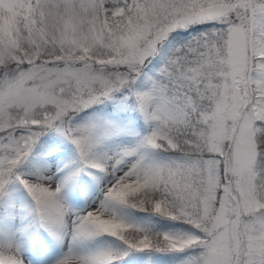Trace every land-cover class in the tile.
<instances>
[{"label": "snow or ice", "instance_id": "obj_1", "mask_svg": "<svg viewBox=\"0 0 264 264\" xmlns=\"http://www.w3.org/2000/svg\"><path fill=\"white\" fill-rule=\"evenodd\" d=\"M0 264H264V0H0Z\"/></svg>", "mask_w": 264, "mask_h": 264}]
</instances>
